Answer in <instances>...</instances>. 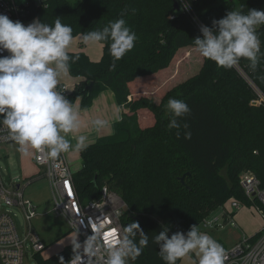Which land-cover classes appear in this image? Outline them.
<instances>
[{
    "label": "trees",
    "instance_id": "16d2710c",
    "mask_svg": "<svg viewBox=\"0 0 264 264\" xmlns=\"http://www.w3.org/2000/svg\"><path fill=\"white\" fill-rule=\"evenodd\" d=\"M174 1L30 0L26 17L49 25L59 18L76 37L123 16L136 33L134 48L116 61L115 70L110 41L102 42L99 61L84 51H69L80 57L71 64L70 74L80 79L69 101L73 104L81 98V107L87 108L102 91L111 89L123 109L114 133L80 152L82 165L73 172V181L83 202L101 198L104 186L124 200L123 226L138 222L149 235L148 247L134 264H164L159 246L152 243L162 226L170 228L169 236L186 233L232 197L250 206L240 185L242 173L256 174L264 186V103L256 102L254 88L235 66L219 67L195 51L200 28L174 8ZM193 6L205 26L211 27L214 19L230 10L244 14L252 8L264 10V0H195ZM257 34L264 52V26ZM181 51H185L183 59L193 51L196 55L192 53L191 73L177 80L181 60L175 64V59ZM238 65L264 92V58L255 70L246 59ZM139 87L146 91L133 95ZM172 98L191 108L179 120V130L168 128L171 113L166 106ZM185 132L191 133L190 138ZM75 254L72 245L48 257L40 252L36 264H69Z\"/></svg>",
    "mask_w": 264,
    "mask_h": 264
},
{
    "label": "clouds",
    "instance_id": "9594fccd",
    "mask_svg": "<svg viewBox=\"0 0 264 264\" xmlns=\"http://www.w3.org/2000/svg\"><path fill=\"white\" fill-rule=\"evenodd\" d=\"M261 26H264V10L252 8L247 14L239 9L230 10L223 18L214 19L211 27L201 26L202 37L194 40L196 51L225 69L246 59L255 70L264 58L257 34ZM72 33V27L59 18L54 25L34 19L25 26L0 13V52L8 53L0 55V126L8 130L9 138L22 153L34 149L57 159L69 151L83 152L91 141L90 133L81 132L82 128L90 126L91 132L99 133L109 127V120L100 117L87 124L82 122L80 110L64 95L61 81L70 74L71 64L80 58L79 54H69ZM136 40V33L127 26L123 16L81 36L86 46L110 41L113 70L116 61L134 48ZM166 107L171 113L168 128L179 130V120L190 114L191 108L185 101L174 98L168 100ZM121 119L117 108L113 122ZM184 127L187 128V124ZM184 135L190 138L191 133ZM169 231L168 226H162L152 237L164 264H177L178 260L193 256L195 264H225L224 247L196 224L186 233L177 231L169 236ZM72 245L74 253L79 254L82 248L90 257H96L98 264H134L148 247L149 235L138 222H132L123 228L119 237L107 243L92 234L83 245L77 239Z\"/></svg>",
    "mask_w": 264,
    "mask_h": 264
},
{
    "label": "built area",
    "instance_id": "2783aa9c",
    "mask_svg": "<svg viewBox=\"0 0 264 264\" xmlns=\"http://www.w3.org/2000/svg\"><path fill=\"white\" fill-rule=\"evenodd\" d=\"M29 1L19 3L18 0H0V13L25 25L29 14ZM176 1L180 10L186 13L196 26L199 28L205 26L194 9L195 0ZM171 18H174V15H171ZM7 54V51L0 52V55ZM235 67L254 88L258 95L256 102L264 103V92L238 64ZM61 85L64 95L69 100L71 91L68 85L64 83ZM11 143L14 142L9 138L8 130L0 126V146ZM32 160L41 168L34 175L24 177L22 181L11 179L7 182L0 168V264H25L29 253L35 256L47 248V243L33 224L34 218L39 214V205L25 193L35 175L47 179L51 188L54 213L68 223L82 245L92 234H97L102 243H107L122 234L124 228L122 215L127 205L118 193L104 186L101 198L83 202L76 190L73 181L74 171L66 154L51 159L46 153L34 150ZM240 185L251 205L247 206L238 198L232 197L221 206V214L214 216L210 214L204 218L198 225L200 230H214L225 222L231 227H237L236 213L244 206L253 208L264 220V186L260 178L252 172H244L240 176ZM14 209L23 217L22 229L17 224L18 212ZM224 249L225 264H264V226L256 237L244 235L238 242ZM79 251H81L79 254L76 253L70 259L69 264H98L96 257H90L82 248Z\"/></svg>",
    "mask_w": 264,
    "mask_h": 264
},
{
    "label": "rangeland",
    "instance_id": "374dc122",
    "mask_svg": "<svg viewBox=\"0 0 264 264\" xmlns=\"http://www.w3.org/2000/svg\"><path fill=\"white\" fill-rule=\"evenodd\" d=\"M25 1L26 0H18L19 3ZM71 1L73 4H76L78 0ZM33 20L34 19H26L25 26L33 22ZM184 53L185 51H181L175 59V64L179 59L181 60L179 67L176 68L178 69V71L176 70L177 80L184 78L192 71V68L190 67V60L192 58V53L193 55H196V53H194V51L191 53V55L188 53V56L183 59ZM170 73L171 71H168L165 76H168ZM165 88L166 86L164 87V90H166ZM32 154V149H29L27 154L18 151V146L15 143L1 145L0 168L4 179L7 182H9L11 179L22 181L24 177L37 173L41 167L36 165L32 160ZM67 159L73 171L79 169L78 167H80V163L82 165V161H80L79 153L77 151L73 152L72 156H67ZM25 193L28 198L32 199L36 204L39 205V214L36 218H34L33 224L36 230H38L41 234L43 240L47 243V248L43 251L44 256H51L63 249L65 246L72 245L73 240H78V237L73 231H71L68 223L62 217H59L54 213L52 209L51 188L46 178L41 177L40 175H35L32 183L28 186ZM14 210L15 212H18L17 224L19 228L22 229L23 217L17 209ZM251 210L254 209L251 207H246L244 215L246 216V220L250 222L255 229L261 224L262 219L258 215V217H254L255 214H253ZM221 212L222 209L220 206L211 212V216L221 214ZM241 225L243 231H246V225L244 223ZM241 228H234L231 226L230 228L227 227L223 230L221 235L223 239L228 242L231 238L237 237L239 234H241ZM211 232L215 233V231ZM25 264H36L35 256H32V254L29 253V256L25 260ZM182 264H195V258L186 257L183 259Z\"/></svg>",
    "mask_w": 264,
    "mask_h": 264
},
{
    "label": "crops",
    "instance_id": "0c3cea01",
    "mask_svg": "<svg viewBox=\"0 0 264 264\" xmlns=\"http://www.w3.org/2000/svg\"><path fill=\"white\" fill-rule=\"evenodd\" d=\"M81 36L82 35H78L76 37H73V43L70 46L69 51H73V52L84 51L88 54V56L92 60L99 61L102 58L103 53H104V44L102 42H100V43L95 44V45H87V46L84 44L81 45ZM79 79H80L79 77H74L71 74H69L68 77L64 78L61 81V83L67 84L70 91L72 92L74 86L79 81ZM145 91H146L145 88L139 87L136 90V93H134L133 95H136L137 93H142ZM73 105L78 107V109L80 110L82 122H84L85 124H87L88 121H90L91 119L96 118V117L108 119L110 122L109 127L102 130L99 133L91 132L90 126L87 128L81 129V132H89L90 133L89 138H90L91 143L96 141L101 136L114 133L116 122H113V113L116 111L117 108L120 109L121 116L123 115V109L119 105V103L117 102L116 95L111 89H107V90L102 91L94 99L92 105L87 107V108L81 107V98H78L73 103ZM72 142H73V144L75 143L74 140ZM73 152H75V151H69L68 153H66V156H68V157L72 156ZM32 153L34 154V149H32ZM78 153H79L80 161H82L81 160V154H80V152H78ZM33 154H32V156H33ZM80 167H81V163H80ZM80 167H78V168H80ZM245 211H246V206H244L240 210H238L236 213V220L238 223L237 228H241L242 227L241 224L244 223L246 225V231H243V229L241 228L242 229L241 234H239L237 237L231 238L228 242H226L221 235V233L223 232L224 229H226L227 227L230 228V225L226 224L227 222H225L223 225H221L217 229L201 230V231L212 235L224 248L232 246L233 244L238 242L244 235L253 236V235L257 234L258 232H260L262 230V228L264 226V220H263L262 216L260 214H258L255 210H251V212L253 214H255L254 217L259 216L262 219L261 224L258 225L254 229V227L251 225V223L246 220V216L244 215ZM234 228H236V227H234ZM211 231H213V232L215 231V233H212ZM182 261H183V259L180 261L179 264H182Z\"/></svg>",
    "mask_w": 264,
    "mask_h": 264
},
{
    "label": "water",
    "instance_id": "95a60500",
    "mask_svg": "<svg viewBox=\"0 0 264 264\" xmlns=\"http://www.w3.org/2000/svg\"><path fill=\"white\" fill-rule=\"evenodd\" d=\"M229 1H234V0H229ZM174 8L177 9V10H180V6H179V3L175 0L174 1ZM91 87V86H90Z\"/></svg>",
    "mask_w": 264,
    "mask_h": 264
}]
</instances>
